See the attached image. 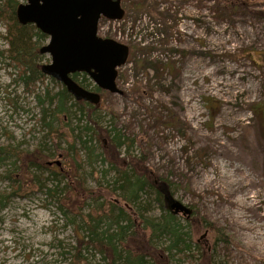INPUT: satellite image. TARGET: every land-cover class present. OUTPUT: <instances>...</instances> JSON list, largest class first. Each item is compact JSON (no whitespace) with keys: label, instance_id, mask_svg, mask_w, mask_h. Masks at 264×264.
I'll return each instance as SVG.
<instances>
[{"label":"rangeland","instance_id":"obj_1","mask_svg":"<svg viewBox=\"0 0 264 264\" xmlns=\"http://www.w3.org/2000/svg\"><path fill=\"white\" fill-rule=\"evenodd\" d=\"M121 6L123 18H101L97 35L129 47L117 69L123 93L102 91L92 118L129 140L121 155L140 157L169 183L171 196L192 209L188 218L232 236L233 246L214 247V262L264 264V0H121ZM3 33L0 21V50ZM49 62V54H39L40 65ZM56 83L46 77L26 89L17 68L0 56L1 146L40 144L36 94L46 86L58 91ZM74 123L77 132L84 121ZM98 160L84 169L90 187L112 182L113 173ZM5 170L0 164V264H68L76 238L68 217L36 189L9 195ZM139 206L155 217L163 212L153 194L140 195ZM176 217L186 223L185 215ZM202 232L196 228L193 237ZM87 258L104 264L98 255ZM173 261L196 264L194 258Z\"/></svg>","mask_w":264,"mask_h":264},{"label":"trees","instance_id":"obj_2","mask_svg":"<svg viewBox=\"0 0 264 264\" xmlns=\"http://www.w3.org/2000/svg\"><path fill=\"white\" fill-rule=\"evenodd\" d=\"M19 3L0 0V21L4 27L1 36L6 44L0 56L17 68L24 88L32 89L46 77L55 80L43 74L38 63L39 44L47 35L34 24L17 21ZM71 77L102 96V90L87 74L75 72ZM56 84L60 85L58 91L46 86L43 95L36 94L40 106L38 122L44 130L40 144L32 150L0 145V164L6 166L4 177L12 188L9 195L36 189L54 204L56 211L68 217L76 232L68 264H91L87 254L98 255L104 264H174L173 260L185 258H194L196 264H203L204 259L210 264H223L214 262L213 252L219 243L235 244L226 229L195 222L193 217H186V223L181 225L178 213L165 206L172 197L170 184L145 168L140 157L129 152L121 155L119 149H127L130 142L95 122L92 114L98 104L75 100L60 82ZM82 120L83 126L75 132L77 126L72 121L77 125ZM62 143L66 144L64 148ZM55 156L64 159L65 165H57L60 160L53 159ZM98 159L107 165V172L113 173L112 182L108 185L98 181L96 187H90L84 169ZM45 172L47 175L41 177ZM143 193L153 194L163 210L160 217L143 213L139 206ZM199 227L203 232L194 238L193 232ZM159 236L167 237L168 243H155Z\"/></svg>","mask_w":264,"mask_h":264},{"label":"water","instance_id":"obj_3","mask_svg":"<svg viewBox=\"0 0 264 264\" xmlns=\"http://www.w3.org/2000/svg\"><path fill=\"white\" fill-rule=\"evenodd\" d=\"M20 24H34L47 35L39 53L49 54L42 64L43 74L60 82L75 100L98 104L101 94L84 88L71 77L82 72L103 91L122 94L116 85L118 68L128 57L129 47L111 38L97 35L100 18L119 20L124 15L121 0H26L16 7ZM59 165V161H56ZM165 206L187 218L192 209L171 197Z\"/></svg>","mask_w":264,"mask_h":264}]
</instances>
